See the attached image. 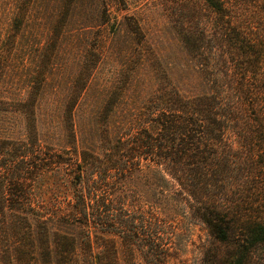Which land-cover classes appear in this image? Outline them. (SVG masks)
<instances>
[{"label": "trees", "instance_id": "16d2710c", "mask_svg": "<svg viewBox=\"0 0 264 264\" xmlns=\"http://www.w3.org/2000/svg\"><path fill=\"white\" fill-rule=\"evenodd\" d=\"M168 7L208 92L160 91L97 150L77 147L72 122V149L43 146L40 88L13 96L0 78V115L23 133L0 136V264H169L185 220L207 233L197 264H264V0Z\"/></svg>", "mask_w": 264, "mask_h": 264}, {"label": "rangeland", "instance_id": "374dc122", "mask_svg": "<svg viewBox=\"0 0 264 264\" xmlns=\"http://www.w3.org/2000/svg\"><path fill=\"white\" fill-rule=\"evenodd\" d=\"M171 2L32 0L27 6L28 0H0L3 89L22 96L28 87L40 88L36 118L43 146L72 149L67 130L72 122L77 147L97 150L102 136L118 137L139 122L160 91L184 97L208 92L203 71L171 19ZM87 59L96 60L95 68L70 121L64 110ZM0 123V136L23 139L18 116L0 115ZM7 125L13 126L10 132L3 130ZM181 227L177 257L169 264H197L206 230L190 220Z\"/></svg>", "mask_w": 264, "mask_h": 264}]
</instances>
